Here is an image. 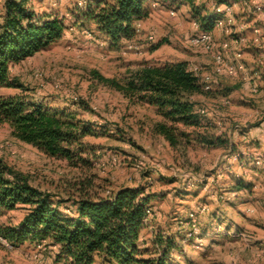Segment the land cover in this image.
<instances>
[{"label": "rangeland", "instance_id": "1", "mask_svg": "<svg viewBox=\"0 0 264 264\" xmlns=\"http://www.w3.org/2000/svg\"><path fill=\"white\" fill-rule=\"evenodd\" d=\"M90 1L33 0L36 12L64 16L67 28L49 47L11 66L10 78L23 87L0 88V95H22L74 112L91 124L94 131L82 141V159L72 164L50 157L16 139L3 123L0 157L31 185L62 200V208L71 214L82 197L144 187L154 196V211L148 212L138 244L155 252L158 237H174L172 264H264V74L256 81L259 93L239 73L215 76L211 92L195 97L197 109L205 110L203 121L211 122L206 132L231 146L209 148L194 142L173 149L155 130L162 120L156 107L130 103L94 72L123 80L141 64L177 61L188 62L199 75L210 72L212 54L190 43L196 32L193 9L167 3L147 6L149 16L134 23L136 37L112 46L93 23L82 27L73 19L76 8ZM220 1L199 0L196 6L204 16ZM172 8L176 15H171ZM237 18L241 22L251 17L240 11ZM218 31L223 34L219 41ZM213 35L218 44L228 39L219 28ZM261 42L264 51V38ZM243 53L252 75L261 66L260 54L247 48ZM241 182L251 186L238 189ZM26 212L23 206L4 211L0 227L18 226ZM6 240L0 235V264H67L58 261V249L49 241L16 247Z\"/></svg>", "mask_w": 264, "mask_h": 264}, {"label": "trees", "instance_id": "2", "mask_svg": "<svg viewBox=\"0 0 264 264\" xmlns=\"http://www.w3.org/2000/svg\"><path fill=\"white\" fill-rule=\"evenodd\" d=\"M33 0H4L0 13V88L23 87L10 78L11 66L41 52L60 39L67 26L59 13H39ZM149 0H91L72 13L82 27L93 23L108 36L112 46L136 37L134 23L149 16ZM198 0H163L188 5L203 30L213 32L215 13L202 15ZM221 2V1H220ZM104 85L120 92L133 104L156 107L162 117L155 130L173 149L199 143L204 147L231 146V142L206 132L197 112L196 96L207 95L199 78L186 61L144 63L129 71L123 80L94 72ZM0 123L8 124L12 135L50 157L72 164L82 159L83 139L94 130L74 112L52 109L22 95H0ZM202 130H204L202 132ZM243 135H248L247 131ZM241 188L246 189L243 182ZM144 187L121 188L108 197H82L75 214L62 208V200L30 184L21 172L0 157V215L18 206L26 214L18 226H1L0 235L14 246L49 241L56 247L58 261L67 264H172L177 244L172 236L155 240L158 250L141 248V231L149 217L151 199Z\"/></svg>", "mask_w": 264, "mask_h": 264}, {"label": "built area", "instance_id": "3", "mask_svg": "<svg viewBox=\"0 0 264 264\" xmlns=\"http://www.w3.org/2000/svg\"><path fill=\"white\" fill-rule=\"evenodd\" d=\"M199 1V0H198ZM247 13L250 20L238 21L240 11ZM216 19L215 28H219L226 36L221 44L215 40L213 32L203 30L200 23L195 19V34L191 37L192 46L201 48L209 52L213 56V64L210 72L199 75L190 66L189 68L199 78L200 83L205 90H212V83L215 76L235 77L239 73H244L245 80L249 81V86L253 93L262 91L257 84V79L264 74V51L262 50V42L264 37V0H222L214 5L213 9ZM239 11V12H238ZM171 15H176L175 8H172ZM248 32L254 36H250ZM240 48V49H239ZM243 48L252 49L259 55L260 67L254 71V74H248L242 60ZM200 115H205L204 109H197ZM260 162V158L257 160ZM3 240V239H2ZM7 241V240H6ZM10 246L9 242H6Z\"/></svg>", "mask_w": 264, "mask_h": 264}, {"label": "crops", "instance_id": "4", "mask_svg": "<svg viewBox=\"0 0 264 264\" xmlns=\"http://www.w3.org/2000/svg\"><path fill=\"white\" fill-rule=\"evenodd\" d=\"M162 3H167V4H170L169 2H163V0H149L147 3H146V5L147 6H158L159 4H162ZM171 5H173V4H171ZM182 6V5H181ZM173 7H175V5H173ZM150 10V9H149ZM100 33V32H99ZM216 34V39H218V41H219V38H221V37H223V34H222V32L221 31H218V32H216L215 33ZM251 132H252V130H250ZM257 135V137H259V135L258 134H256Z\"/></svg>", "mask_w": 264, "mask_h": 264}]
</instances>
